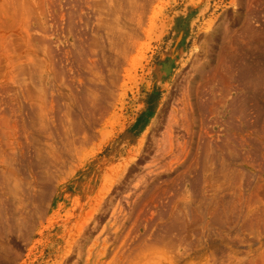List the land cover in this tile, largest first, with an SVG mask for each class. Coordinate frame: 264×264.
<instances>
[{
    "label": "rangeland",
    "instance_id": "obj_1",
    "mask_svg": "<svg viewBox=\"0 0 264 264\" xmlns=\"http://www.w3.org/2000/svg\"><path fill=\"white\" fill-rule=\"evenodd\" d=\"M105 1L96 0L99 14L104 12L102 18L106 23L98 14L99 24L106 27L118 15L121 32L128 33L125 32L128 39L123 33V42L120 41V47L126 45L127 53L123 55L124 59L121 58L122 66L119 63L116 68L118 75L114 70L117 79L108 69L96 68V61L92 58L91 62L88 55L83 56L80 48H76L77 38L62 25L61 11L65 9V0H0V160L14 151L17 152L13 155L20 153V156L16 155L19 157L28 151L33 153L35 147L40 148L37 150L49 160L61 161L59 147L53 140L49 141L46 132L32 134L34 129L27 124L28 112L24 106L28 97V102L35 104L37 111L42 103L40 109H43L38 113L46 111L47 115H41L47 122L50 120L49 125L55 130L59 131L61 126L64 129L63 125L72 124V120L75 122L74 117L81 125L87 123L92 128L82 125L86 128L83 132L81 127L84 138L91 140L85 141L82 149L73 151L77 154L71 152L65 167L61 162L58 164L62 167L60 174L58 172L59 181L56 179L47 203L43 202V214H40V205L34 202L32 195L29 196L36 189L32 173L26 168L25 171L20 169V173L13 165L12 169L18 171L14 170L17 173L13 177L12 166L9 168L4 160L0 162V169H10H4V172H12L14 181L23 179L16 181L24 186L19 190L31 185V181L35 188L28 185L33 189L28 192L26 186L28 194L25 189H22L25 194L17 192L18 184L13 185L11 177L9 187L16 189L8 187L0 195L3 217L14 215L19 207V211L27 207L24 214L29 218L34 216L30 226L27 224L23 230L18 228L9 233L6 243L9 259H1L0 264H207L211 259L217 238L211 215L206 211L212 204L206 199L229 192L235 176L221 154L217 160L223 165L219 181L211 177L209 163L206 168L209 172L203 170V151L198 147L200 108L195 92L200 85L213 87L218 30L224 33L238 28L235 25L232 28V20L243 13L249 0ZM115 2H120V5L117 3L119 8ZM105 13L111 14L107 21L104 20ZM111 24L108 25L112 26L108 31L112 33V36L108 34L110 38L116 25ZM39 38L41 40L37 41ZM47 40L56 54L51 55L47 45L41 44ZM72 45L76 48L74 51ZM93 79L107 81L105 84L110 87L106 92L109 98L108 95L102 97L109 105L111 103L102 122L100 115L95 114L100 124L96 118L91 119L94 112L87 115L91 108L83 110L79 102L82 96L78 94L86 93L89 80ZM111 79L116 81L112 83ZM105 102L100 103L107 106ZM57 117L65 119L61 121L63 125L57 122ZM92 120L98 124L95 126ZM232 130V133H240ZM81 131V137L77 134L80 138L74 131L75 135L71 134L73 138L70 135L69 139H83ZM11 154L8 155L13 156ZM25 172L30 175L27 177ZM18 173L22 179L17 177ZM236 182L240 185L241 180ZM250 194V210L261 214L264 232V180L258 179ZM30 210L34 212L31 211L32 215ZM178 215V223L182 226L174 222ZM263 240L264 237L262 246H253L254 251L245 248V253L238 255L239 264H264Z\"/></svg>",
    "mask_w": 264,
    "mask_h": 264
},
{
    "label": "bare ground",
    "instance_id": "obj_2",
    "mask_svg": "<svg viewBox=\"0 0 264 264\" xmlns=\"http://www.w3.org/2000/svg\"><path fill=\"white\" fill-rule=\"evenodd\" d=\"M65 1H66L65 6H64L65 9H63V11H61L62 14L60 13L62 16V19H63V20L61 19L63 21L62 25H64L67 29H69L70 30L69 32H72V34L75 35V38H77L76 39L77 41L74 38V41H76L77 43L73 42L74 44H77L76 48H80L82 55L83 54L88 55L91 59V62H92V58H93L94 61H96L95 64H97V65H95L96 68L99 67L102 70L108 69L109 72H113V73L115 71L116 72L119 71V69L117 70L116 68H119V66H122L123 62H121V61H123L122 59L125 58V57H123V55H126L125 53H127L126 52V49H127L126 45L125 46L121 45V47H120V41L123 42V36L125 38V36L128 35V33L126 31H125L126 35H125L124 31L121 32L122 29H120V27H119L120 19L119 18L117 19L118 15H116L119 12H117L116 14L113 13V15L115 14L117 17L116 18L112 17L113 18L112 20H114V18L116 19V20H114V22L112 24H111L112 21L109 20V21H111L110 22L111 25L116 24L115 27L113 26V28H112L113 37L110 38V36H108V34L110 32H108V31H109V28H111L112 26L109 27L110 24H108L109 26L106 25V27H105V25L103 23H101V24H103L104 26L99 24V22L101 20L100 18H102V14L104 12H102V14L101 13L99 14V8H97V6L99 4L97 5L98 2H96V0H65ZM107 1H105V2H107ZM109 2H111V1L109 0ZM133 2H134V0H133ZM117 3L115 6H117ZM119 3H118V5H120ZM129 3H130V1H129ZM117 7L119 8L120 6H117ZM54 9H55V7H54ZM117 9H114V11ZM242 12H243L242 14L240 13V15L238 14V16L237 15L234 16V18L232 20V24H231L232 28L234 25L238 26V28H234L233 30H230V31H228V30L224 31V29H223L224 27H222L224 33H221V30H218L217 51H216L217 57H216V63H215L216 69H215V72H214V75L212 78V80L214 81L213 87H209V85L208 86L205 85L204 87H201V85H200V88H196L197 91L195 92V100H196V102H198L197 106L200 108L198 110V112L200 114L199 118H200V122H201V124H200L201 134H200V142H199L200 146L198 145V147H200V149L203 151V157H204L203 164H202L203 170H206L208 163H209L211 165V170L207 169L208 172L210 170L211 171V173H210L211 177L213 179H216L217 181H219L222 178L221 177L222 175L220 173V167H223V165L221 163H217V160H218V154H221L222 155L221 158H225L227 161V167H228L229 171L230 172L233 171V173H234L233 175L235 176V177H233V181H234V183L232 182L233 186L231 185L232 187H230L229 192L224 191V192H221L217 195H213V197L211 196L212 199H210V198L206 199L208 202H210L212 204L211 209L206 208V211L211 215L210 220L215 226V231H216L215 236L217 238L216 239L217 241L213 243V246H212L213 251L211 252L212 256H211L209 263H207V264H239L240 261H238V258H239L238 255L245 253L244 252L245 248L247 250L254 251L253 250L254 245L262 246L263 242H261V240H262V237H264L263 236L264 232L262 231L263 229L261 230V227H262L261 220H260L261 214L259 213L260 215H257L256 213H252L250 210L252 207V205L250 207V200H251L250 196L252 195V194H250V192L253 190V185H255V183H257L258 179L264 180V0H249L247 2L246 6L243 8ZM108 13H111L110 10ZM98 14L100 15L99 16L100 18H97ZM111 14H109L110 17H111ZM109 15H107V17L105 16L106 19H104V20L107 21L108 19H110ZM57 16H59V15H57ZM54 20H55V18H54ZM101 21L105 23V21H103V18ZM219 27H221V26H219ZM122 28H123V25H122ZM128 28H129V26H128ZM131 28H129V29H131ZM54 29H55V27H54ZM226 32L229 34H227ZM123 33H124V35L122 36ZM36 34H38V33H36ZM110 34L112 36V33H110ZM47 36H49V35H47ZM126 37H128V36H126ZM125 39H128V38H125ZM39 40H41V38H39L37 41H39ZM44 43L45 44H43V43H41V44L44 46L47 45V51L51 55L56 54L55 53L56 51L51 46L50 41L47 40ZM40 47L42 49V46H40ZM45 47H44V49H45ZM71 47H73V51H74V49H76V48H74V45H72ZM45 51H46V49H45ZM57 56L59 57L58 54H57ZM88 56H87V58H89ZM86 60H88V59H86ZM125 60H127V59H125ZM88 62H90V60ZM119 63H121V65L118 66ZM93 69L94 68H92V70ZM90 70H91V68H90ZM97 70H99V69H96L95 71H97ZM109 74H111V73H109ZM114 74L116 75V73H114ZM117 75H118V72H117ZM117 75L115 76L116 77L115 79L119 78V77H117ZM111 80H112V83H114L116 81V80L114 81V79H111ZM101 81H102V79H101ZM101 81L98 82L97 80H94V79L91 81L89 80V88L86 86L88 88L86 90V93L85 92L84 93L82 92L79 94L77 93L80 97L82 96V98L79 99V100H81L79 102H81L80 106L84 107L83 110L85 109L86 111H88L91 108L89 112H86L87 115L89 114L88 116H91L90 114L94 112L93 113L94 116H91L92 117L91 119L94 120L96 118L95 114H98L97 116L100 115L99 116L100 121L102 120L101 118L104 117L103 115L107 114V110H108L107 107L108 106L110 107V105H111V103L109 105V102H107V101H106L108 103L107 106H103V103H100L102 100H103V102H105L103 98L105 95L107 96L109 94L106 92L110 90L109 85L105 84V82H107V81H105L104 83ZM108 81H110V80H108ZM213 81H211L212 84H213ZM87 84H88V82H87ZM210 86H211V84H210ZM43 89H46V88H43ZM111 90H112V88H111ZM79 92H81V91H79ZM110 92H113V91H110ZM37 93H39V91ZM110 94L112 95V93H110ZM39 95H40V93H39ZM42 95H43V92H42ZM78 95H76V97ZM52 96L53 95H51V97ZM44 97H45V95H44ZM34 98H38V97L35 96ZM107 98H109V95ZM28 99L30 100V97H28ZM29 100L26 99L27 102H26V105H24V106L26 107L27 112H28L27 113V118H28L27 124L30 126V128H32L31 130L34 129L32 134L34 135V132H37L39 135V133L41 134L42 132L43 133L46 132L47 133V134L45 133L46 136L49 135L48 137H50L49 141L53 140L55 142V144H57V148L59 147L60 158H61L60 162H61L62 166H64V164L68 160L69 156H71V154H72L71 152H73V151L76 152V150H79V148H81V147L83 148L82 145L85 144V141L88 142L91 140L89 137L88 138L89 140L87 141L86 140L87 137L84 138L85 135H83V134H85V133H83V132H85L84 130L86 128H88L89 126L87 125V123H86V125L88 127L84 123H82V125L84 124V127L86 126V128L82 127L81 121L77 120L78 118L74 117L76 121L73 122L74 120H72V124L70 122H68V124H66L67 122L65 121L66 125H70L67 127L66 125L62 124L63 122H61V121H64L65 119L64 120L59 119L62 115L60 116L58 114L59 116L56 115L59 117V118L57 117L59 119V120H57V122L59 121L64 126V129H62L63 127L61 126V124H59L61 127H59L56 124L55 125L59 127L58 128L59 131L62 130L61 131V133L63 134V136H62V135H60L61 133L59 134V131L57 130V128H56V130H57L56 131L55 128L53 129V127H51V125H49L50 120L47 122L45 120V117L43 115H41V114H46L45 113L46 111L45 112L43 111L42 113L40 112L41 114L38 113L39 110L43 109V108L40 109L42 103L39 107V110L37 111L35 104L33 105L32 103H30L31 101L28 102ZM49 100H50V98H49ZM98 100H101V101L98 102ZM107 100L109 101V99H107ZM37 101L39 102V100H37ZM52 101H54V100H52ZM106 102H105V104H107ZM37 105H39V104H37ZM82 107H81V109H82ZM6 111L4 110V112H6ZM35 111L37 112V114H35ZM58 113H60V112H58ZM35 116H37L38 118ZM88 116H87V118H88ZM42 117H44V118H42ZM105 117H108V116H105ZM52 118H54V117H52ZM97 119L98 118H96V120ZM85 120L86 119H84V122H87ZM99 120H97V121H99ZM25 121H26V119H25ZM51 121L53 122V119ZM100 121L98 122L99 124H100ZM89 122L91 123L90 119H89ZM89 122H88V124H89ZM98 123H95V126ZM53 124H54V122H53ZM17 125H19V124H17ZM65 126L68 129H66ZM73 126L75 128H72V129L69 128V127H73ZM81 127H82V130L84 128L83 132L81 131ZM92 127H93V125H92ZM89 128H91V127H89ZM232 128L239 130L238 132L243 133V134L236 133V131H234V133H232V131H233ZM69 129H71V130H69ZM91 129H89V131ZM219 129H222V130H219ZM74 131H76L75 132L76 135L77 134L79 135V131H81L82 134L81 133L80 134L83 135L82 136L83 139H79L81 136L79 135L80 136L79 137L77 135L79 138L78 139L74 138L71 141L69 138H71L72 135H75ZM71 132H73V133H71ZM45 134H43V135H45ZM88 134H90V133H87L86 135H88ZM89 136H91V135H89ZM62 137H64V138H62ZM72 138H73V136H72ZM46 139H47V137H46ZM35 140H37V139H35ZM34 142H36V141H34ZM54 142H51V143L54 144ZM33 146H34V144H33ZM37 149L38 148L34 147L33 153L28 151L27 153L23 154L24 156L21 155V157H19L20 153L19 154L16 153L15 155H13L17 151H14V153H12V154L8 153V154H11L13 156H9L7 154V156H5L4 159H1L0 162L3 160L6 161V163L9 164V168H10V166H12L10 169L14 168L13 167V165H14V166H16L17 170L23 169L22 171H25L24 169L26 168V170L28 169V171L30 173H32L31 178H32V176L34 177L33 181L35 183L36 189L33 187L34 185L32 186L31 180H30L31 185L27 184V183H25V184H27L26 186L28 188V190H27L28 192L31 189L30 187H28V185H30L32 188L35 189V190L31 189V191L33 190L34 191L33 193H36V194L33 196V193L30 191L32 194L30 193L29 196L32 195L31 197H33L32 199L35 200L34 202L38 203L37 205H40V212H41L40 214H43L45 211V210H43L45 208L43 206V202H46L47 199L51 196L53 188L55 187L54 185L57 183V181H59L58 178H59V174L61 172L62 167L58 166V164L60 165V162L58 163L57 161L53 162L52 160H49L48 157L47 158L45 157V155L44 156L41 155L43 153L38 151L40 148L38 150ZM18 151H19V146H18ZM17 154L19 156H16ZM75 154H77V153H74V155ZM205 159H206V163H205ZM62 161H63V163H62ZM3 162H1V163H3ZM6 163H4V165L6 167H8V165ZM68 164H70V163H68ZM71 164H72V162H71ZM4 169L6 171L8 168L6 169L4 167L2 169V167H1V169H0L1 170L0 171V195L3 194L4 190H7L10 188L9 184H10L11 180L13 179V177L16 176V173L18 172L17 170L14 169L15 171H17L16 173H14V170L12 169L13 173L15 174V175H13L11 172L10 174L13 175V177H12V175H10L8 172H4ZM10 169H8V171ZM21 170L19 171L20 173H21ZM28 171H27V173H28ZM58 172H59V174H58ZM24 174H23V177L25 178L26 174L25 175ZM17 175H18L17 177H19V173ZM29 175L27 174V177ZM21 176H22V174H21ZM11 177H12V179H11ZM19 178H21V177H19ZM15 179H17V178L15 177ZM27 179H25V181ZM56 179H57V181H56ZM237 179L241 180L240 185L238 184V182H236ZM18 180L22 181L23 179L22 180L18 179ZM18 180L14 181V179H13L12 181L14 182V184L13 183L12 184L16 186L15 182ZM237 184L239 185L238 186L239 188L237 187ZM19 185L20 184H18L16 186V188L18 187L17 188L18 190H19V188L24 187V186H22L23 184H21L20 187H19ZM26 186H25V188H22V189L23 190L25 189L24 191L28 194V192L26 191ZM1 187L3 189H1ZM13 188H15V187H13ZM236 188H238V190ZM22 189H20L21 191L19 190L17 192L22 193V191H23ZM24 191H23V194H25ZM35 191H37V192H35ZM8 192H9V190H8ZM10 192L12 193L13 191H10ZM11 196H12V194H11ZM16 196H17V194H16ZM29 196H27V197H29ZM18 198L19 197L17 196V200H18ZM10 199H12V198H10ZM158 199H160V198H158ZM154 200L156 201V199H154ZM19 201H20V199H19ZM32 201H30V202L32 203ZM6 202H7V200H6ZM31 203H28V204H31ZM206 203H203V204H206ZM204 206L206 207V205H204ZM26 208L24 210H26ZM6 209H7V207H6ZM19 209H20V207H19ZM19 209L18 210L15 209L16 212L14 214L18 218L17 217L14 218L15 216L11 215V214H10L11 216L9 215L11 218L8 217L7 215H5L3 217L2 214H0V261H2L1 259L5 258V257L8 258V256H9V255H7L9 253V252L7 253V250L9 247H7V245H6L7 240H8V235L10 236L9 233L14 232L18 228H19V230H23L27 224H29V226H30L33 223L34 216H33V218L32 217L29 218L28 215L24 214L25 213L24 210L19 211ZM36 210H37V208H36ZM154 210H156V208ZM31 211L32 210H30L29 214L31 213ZM171 211L172 210H170V212ZM255 211H256V209H255ZM255 211H253V212H255ZM7 213L9 214V212H7ZM33 213H31V215ZM3 214H5V213H3ZM158 214H159V212H158ZM24 215H26V216H24ZM175 215L176 214H174V216ZM12 216H14V217H12ZM170 216H171V214H170ZM177 217H179V215L176 216V220H177ZM207 217H209V216L207 215ZM174 222H175V224H177L179 221L177 220ZM179 224H181V226H182V223H178L177 225H179ZM260 243H262V244L260 245ZM262 258H263V256H262Z\"/></svg>",
    "mask_w": 264,
    "mask_h": 264
}]
</instances>
